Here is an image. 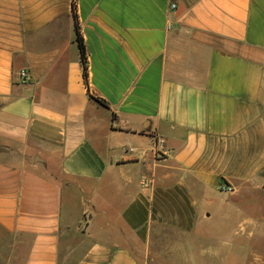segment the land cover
I'll return each instance as SVG.
<instances>
[{"label":"crops","instance_id":"0c3cea01","mask_svg":"<svg viewBox=\"0 0 264 264\" xmlns=\"http://www.w3.org/2000/svg\"><path fill=\"white\" fill-rule=\"evenodd\" d=\"M211 226L264 239V0H0V264H152Z\"/></svg>","mask_w":264,"mask_h":264},{"label":"rangeland","instance_id":"374dc122","mask_svg":"<svg viewBox=\"0 0 264 264\" xmlns=\"http://www.w3.org/2000/svg\"><path fill=\"white\" fill-rule=\"evenodd\" d=\"M261 230L262 232H264V227H262ZM216 231H217L216 228H214L213 226L201 228L197 233L199 235V238L197 235H183L171 230H164L159 232L157 236V244H158L157 249L154 251L155 253L153 255V258L155 259V263L152 264L166 263L165 258L160 259L159 257L164 255V251H166L169 248L168 246H170L171 241H173V246L176 243H180V242H183V245H185L184 243H187V245L191 247L193 252H196L198 242H199V247L204 246L206 252H210L216 248L217 250L222 251V253L223 252L225 253V251L230 252L231 257L227 261H219L220 264H264V258L263 259L250 258L247 261L245 260L246 257L249 258L252 255V253L256 250L261 251L262 255L264 256V239L261 240L260 244H256L257 239L255 237L254 238L252 237L253 235L252 227L248 228V238H236V239L234 238V240H232L230 244H227L228 245L227 247L219 242V236H221V233ZM250 232H252L251 235L252 238L249 237ZM200 249L201 248H199V251ZM198 263L199 262H197L195 258L192 260L188 259L184 261L183 260L177 261V264H198ZM212 263L213 261L206 262V264H212Z\"/></svg>","mask_w":264,"mask_h":264},{"label":"trees","instance_id":"16d2710c","mask_svg":"<svg viewBox=\"0 0 264 264\" xmlns=\"http://www.w3.org/2000/svg\"><path fill=\"white\" fill-rule=\"evenodd\" d=\"M73 14H74V17L76 18V9H75V7H73ZM76 30H77V43H78V46H79L81 62H82L83 69H84V79H85L86 83H88L87 51H86V47L84 45L83 38H82L81 33H80L79 24H78L77 20H76ZM98 101L102 105L107 106L104 101H102V100H98Z\"/></svg>","mask_w":264,"mask_h":264},{"label":"built area","instance_id":"2783aa9c","mask_svg":"<svg viewBox=\"0 0 264 264\" xmlns=\"http://www.w3.org/2000/svg\"><path fill=\"white\" fill-rule=\"evenodd\" d=\"M175 8H176V4H173V5H172V9H175ZM20 80H21V82H23V83H27V82H30L31 77H30V75H28V73H27L26 71H21V73H20ZM220 190H221L222 192H228V193H232V192L234 191L233 188L228 187V186H226V185H222V186L220 187Z\"/></svg>","mask_w":264,"mask_h":264}]
</instances>
